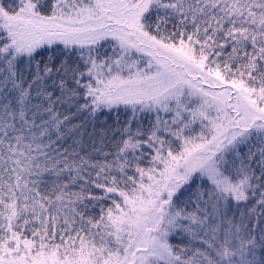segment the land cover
I'll list each match as a JSON object with an SVG mask.
<instances>
[{
  "label": "snow or ice",
  "instance_id": "1",
  "mask_svg": "<svg viewBox=\"0 0 264 264\" xmlns=\"http://www.w3.org/2000/svg\"><path fill=\"white\" fill-rule=\"evenodd\" d=\"M0 264H264V0H0Z\"/></svg>",
  "mask_w": 264,
  "mask_h": 264
},
{
  "label": "trees",
  "instance_id": "2",
  "mask_svg": "<svg viewBox=\"0 0 264 264\" xmlns=\"http://www.w3.org/2000/svg\"><path fill=\"white\" fill-rule=\"evenodd\" d=\"M80 121L74 120L73 123H79ZM77 139H79V137H77ZM53 140H55V137H53ZM45 143H47V141H45ZM60 150H64V149H68L69 151L72 150L73 147H75V145L73 144L72 139H67V140H63L60 141L57 145ZM79 151V149L77 150Z\"/></svg>",
  "mask_w": 264,
  "mask_h": 264
},
{
  "label": "rangeland",
  "instance_id": "3",
  "mask_svg": "<svg viewBox=\"0 0 264 264\" xmlns=\"http://www.w3.org/2000/svg\"><path fill=\"white\" fill-rule=\"evenodd\" d=\"M77 150H78V148H77Z\"/></svg>",
  "mask_w": 264,
  "mask_h": 264
}]
</instances>
